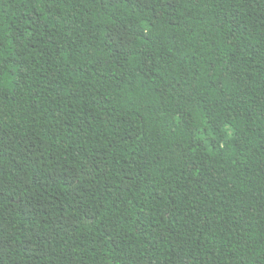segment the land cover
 <instances>
[{
	"label": "trees",
	"instance_id": "obj_1",
	"mask_svg": "<svg viewBox=\"0 0 264 264\" xmlns=\"http://www.w3.org/2000/svg\"><path fill=\"white\" fill-rule=\"evenodd\" d=\"M0 264H264V0H0Z\"/></svg>",
	"mask_w": 264,
	"mask_h": 264
}]
</instances>
